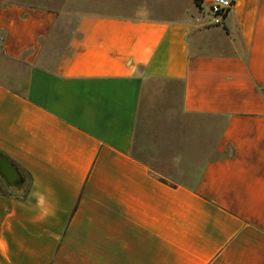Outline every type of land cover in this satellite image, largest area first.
Segmentation results:
<instances>
[{
	"label": "crops",
	"instance_id": "crops-1",
	"mask_svg": "<svg viewBox=\"0 0 264 264\" xmlns=\"http://www.w3.org/2000/svg\"><path fill=\"white\" fill-rule=\"evenodd\" d=\"M211 1L0 0V264H264V0Z\"/></svg>",
	"mask_w": 264,
	"mask_h": 264
},
{
	"label": "rangeland",
	"instance_id": "rangeland-1",
	"mask_svg": "<svg viewBox=\"0 0 264 264\" xmlns=\"http://www.w3.org/2000/svg\"><path fill=\"white\" fill-rule=\"evenodd\" d=\"M200 119L201 118H195L187 115H179L178 113H176V116L174 118H167V123H164V121L161 119L163 125L159 128L160 130L158 128L154 129L155 131L148 130L147 134L148 137L153 136V138L156 140L155 143H157L160 147V153L167 155V157L164 161H160L159 163L156 160L150 161L148 158H145V160L148 162L150 161L152 166L158 168L161 171L162 175L172 177L171 175H169V172L172 170L171 167L174 163L169 160L170 156L172 154H175L177 156L178 153H181L178 148L180 144L179 140L182 137L183 152L185 153L188 150H191L192 143L190 135L194 131L193 124L195 123V120L199 121ZM153 120L154 119L152 118V120L150 121ZM176 122L178 124L181 123V126L173 125L174 123L176 124ZM180 129L182 130V133H178ZM157 137L161 139L160 143L159 140H157Z\"/></svg>",
	"mask_w": 264,
	"mask_h": 264
},
{
	"label": "water",
	"instance_id": "water-1",
	"mask_svg": "<svg viewBox=\"0 0 264 264\" xmlns=\"http://www.w3.org/2000/svg\"><path fill=\"white\" fill-rule=\"evenodd\" d=\"M0 178L8 186L14 189H21L24 178L13 163L0 153Z\"/></svg>",
	"mask_w": 264,
	"mask_h": 264
},
{
	"label": "built area",
	"instance_id": "built-area-1",
	"mask_svg": "<svg viewBox=\"0 0 264 264\" xmlns=\"http://www.w3.org/2000/svg\"><path fill=\"white\" fill-rule=\"evenodd\" d=\"M232 4V0H212L209 6L211 16L209 24L212 26L224 25Z\"/></svg>",
	"mask_w": 264,
	"mask_h": 264
},
{
	"label": "trees",
	"instance_id": "trees-1",
	"mask_svg": "<svg viewBox=\"0 0 264 264\" xmlns=\"http://www.w3.org/2000/svg\"><path fill=\"white\" fill-rule=\"evenodd\" d=\"M196 3H198V0H196Z\"/></svg>",
	"mask_w": 264,
	"mask_h": 264
}]
</instances>
